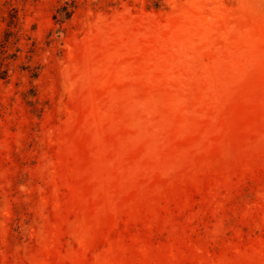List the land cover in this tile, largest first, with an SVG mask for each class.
Returning a JSON list of instances; mask_svg holds the SVG:
<instances>
[{
	"label": "rangeland",
	"instance_id": "rangeland-1",
	"mask_svg": "<svg viewBox=\"0 0 264 264\" xmlns=\"http://www.w3.org/2000/svg\"><path fill=\"white\" fill-rule=\"evenodd\" d=\"M0 72V264H264V0H0Z\"/></svg>",
	"mask_w": 264,
	"mask_h": 264
},
{
	"label": "trees",
	"instance_id": "trees-1",
	"mask_svg": "<svg viewBox=\"0 0 264 264\" xmlns=\"http://www.w3.org/2000/svg\"><path fill=\"white\" fill-rule=\"evenodd\" d=\"M159 5H160L159 1H156V2H154L153 7L155 9H158ZM70 7L71 6L69 4H65L64 6H61L59 10H57V13L54 14V17H53V19L55 20V22L57 24L62 25L65 21H68L71 18L72 14L74 12L75 6H72V9ZM17 19H18L17 14L11 13L8 26L11 27V26L15 25V22ZM59 32H60V30H57V33H59ZM0 78L1 79L4 78V76H1V72H0Z\"/></svg>",
	"mask_w": 264,
	"mask_h": 264
}]
</instances>
